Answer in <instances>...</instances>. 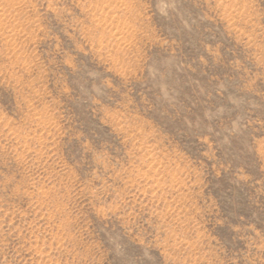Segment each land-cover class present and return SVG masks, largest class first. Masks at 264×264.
Masks as SVG:
<instances>
[{"label": "rangeland", "instance_id": "rangeland-1", "mask_svg": "<svg viewBox=\"0 0 264 264\" xmlns=\"http://www.w3.org/2000/svg\"><path fill=\"white\" fill-rule=\"evenodd\" d=\"M0 264H264V0H0Z\"/></svg>", "mask_w": 264, "mask_h": 264}]
</instances>
